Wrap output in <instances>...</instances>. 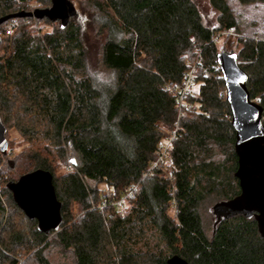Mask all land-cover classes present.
I'll return each mask as SVG.
<instances>
[{"label": "trees", "instance_id": "obj_1", "mask_svg": "<svg viewBox=\"0 0 264 264\" xmlns=\"http://www.w3.org/2000/svg\"><path fill=\"white\" fill-rule=\"evenodd\" d=\"M28 1L46 9L50 0ZM25 2L0 0V18L26 12ZM82 14L84 25L73 17L65 28L37 20L50 27L40 34L32 18L0 25V123L29 144L26 170L7 181L48 171L62 204L57 232L28 220L1 234L0 264H166L177 254L187 264H264L254 219L212 215L208 233L201 217L206 200L239 194L216 56L235 52L264 126V38L238 36L226 0H90ZM189 75L180 105L168 88L179 92ZM172 136L168 162L151 168ZM4 214L0 196V225Z\"/></svg>", "mask_w": 264, "mask_h": 264}, {"label": "water", "instance_id": "obj_2", "mask_svg": "<svg viewBox=\"0 0 264 264\" xmlns=\"http://www.w3.org/2000/svg\"><path fill=\"white\" fill-rule=\"evenodd\" d=\"M77 16L74 4L69 0H51L46 9H35L0 18V25L12 19L33 18L59 22L65 28L69 20ZM1 43V38H0ZM216 61L225 87L226 102L231 116V128L235 134L234 153L237 168L239 194L233 199L213 205L212 215L217 223L223 219L241 216L254 219L257 231L264 239V126L263 110L250 98L247 89L248 76L239 66L235 53L220 52ZM6 129L0 123V152L7 150ZM74 164L75 161H69ZM12 200L23 215L36 224V231L43 235L57 232L62 225V204L56 197L53 176L38 169L6 184ZM166 264H187L180 256L173 255Z\"/></svg>", "mask_w": 264, "mask_h": 264}, {"label": "rangeland", "instance_id": "obj_3", "mask_svg": "<svg viewBox=\"0 0 264 264\" xmlns=\"http://www.w3.org/2000/svg\"><path fill=\"white\" fill-rule=\"evenodd\" d=\"M71 1L77 12V21L84 25V18L80 15H83V11L85 10V6L90 0H69ZM229 8L232 11V16L236 20L238 24V36L243 38H251L255 40H260L264 38V5L260 3L250 4V5H242L238 2V0H226ZM26 8V12H32L39 7H36V4L26 0L24 4ZM51 6V0L49 1L47 8ZM80 14V15H79ZM32 24H34L35 30L40 34L39 26H42L43 31L50 30L48 25H44V23L39 24L37 20L33 19ZM27 24V22H25ZM232 35V33L230 34ZM235 34L229 40H225L220 38L218 47L219 50H222V44L224 41L232 42L235 40ZM225 37V35H223ZM1 38V34H0ZM228 53H235V52H228ZM242 66V64H240ZM194 74V73H193ZM184 102V101H183ZM7 140V151L5 153L0 152V196L1 201L4 206L5 214L2 224L0 225V240L1 234L8 235V232L21 230L24 227L28 228L29 221L23 215V213L17 208L14 202L11 200V195H9L8 191H6V184L8 183V178L15 177L21 169L22 171L26 170L28 160L26 159L25 150L29 148V144H27L22 137L20 138L19 135L15 131H8L6 134ZM19 156V157H18ZM21 156V157H20ZM18 157V158H17ZM70 157L67 159V165L71 166L72 164L68 162ZM71 164V165H70ZM171 161L169 163V170H173V166H171ZM25 166V167H24ZM65 166H58L54 168L55 175L59 176L65 170ZM167 170V169H166ZM169 171V172H170ZM168 172V173H169ZM10 176V177H9ZM18 180V177H16ZM12 181H16L15 179ZM10 182V181H9ZM216 203V199L211 198L205 201V203L201 207V217L203 220V224L208 233H210L212 228V223L214 217L212 216V207ZM8 238V237H7ZM51 239V237L49 238ZM3 244L0 242V247L3 248ZM52 260L57 261L60 258V254L52 249L50 254ZM30 264V263H29Z\"/></svg>", "mask_w": 264, "mask_h": 264}, {"label": "built area", "instance_id": "obj_4", "mask_svg": "<svg viewBox=\"0 0 264 264\" xmlns=\"http://www.w3.org/2000/svg\"><path fill=\"white\" fill-rule=\"evenodd\" d=\"M14 28H15V24L12 23V24L8 27V29H7V31H6V35H11L12 30H13ZM227 34H231V32H223V33H222V36H223V35H227ZM193 71H194V70L191 71V74H193ZM191 74H190V75H191ZM190 75H189V76L187 77V79L183 82V86H182L183 89H180L179 92H177V88H176V87H169V88H168V91H169V92L174 93V94L178 97V100H179V104H180V105L183 103L185 96H186V95L189 93V91H190L189 86H190L191 81H192ZM254 100H255V99H254ZM255 101L257 102V100H255ZM257 103H258V102H257ZM173 136H174V135H173ZM173 136H172L167 142H165V143L162 145V147H161V151H160V155H159V157L157 158V160H156L154 163H152V167H151V168H159V167L163 166L165 163L168 162V151H169V149H170V147H171V143H172ZM132 193H133V190H132V192H128V193L126 194V197L131 198L132 195H133Z\"/></svg>", "mask_w": 264, "mask_h": 264}]
</instances>
